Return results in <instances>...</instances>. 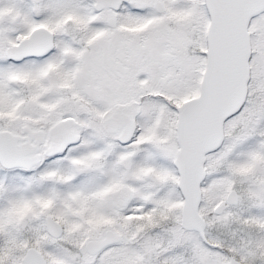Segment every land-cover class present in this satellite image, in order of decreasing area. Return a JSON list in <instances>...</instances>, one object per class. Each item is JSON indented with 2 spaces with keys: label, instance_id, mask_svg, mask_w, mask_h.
<instances>
[{
  "label": "snow or ice",
  "instance_id": "6c2138e0",
  "mask_svg": "<svg viewBox=\"0 0 264 264\" xmlns=\"http://www.w3.org/2000/svg\"><path fill=\"white\" fill-rule=\"evenodd\" d=\"M0 264H264V0H0Z\"/></svg>",
  "mask_w": 264,
  "mask_h": 264
}]
</instances>
